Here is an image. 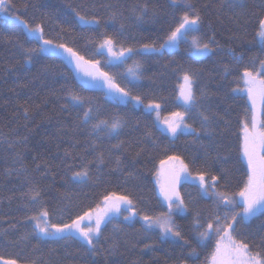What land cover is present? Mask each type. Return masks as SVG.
I'll list each match as a JSON object with an SVG mask.
<instances>
[{
  "label": "trees",
  "instance_id": "trees-1",
  "mask_svg": "<svg viewBox=\"0 0 264 264\" xmlns=\"http://www.w3.org/2000/svg\"><path fill=\"white\" fill-rule=\"evenodd\" d=\"M13 3L11 13L31 27L41 25L44 39L72 47L86 60H99L101 69L121 84L128 79L127 69L138 63L141 78L134 83L133 94L141 95L143 104L159 103L162 116L185 110L177 103L178 84L182 69H191L196 73L198 106L185 117L196 132L171 139L142 107L116 103L99 89L83 87L56 56L29 52L39 43L19 24L0 16V256L20 257L19 264H205L211 245L197 247L193 218L198 214L206 226L223 211L212 196H202L197 185L183 180L178 191L188 211L173 215L181 238L165 239L159 230L146 229L138 218L126 221L125 211L103 228L95 255L74 240L21 237L33 231L30 218L42 209L48 211L50 223L62 224L88 206L96 207L111 192L128 195L139 217L166 213L154 176L167 155H179L193 175L201 169L207 171V179L227 173L226 186L221 180L217 190L229 195L238 191L246 171L240 154L241 122L246 117L249 122L250 108L236 89L241 87L244 70L258 72L264 60V46L256 36L264 0H237L236 7L229 6L231 0H191L201 14L199 31L192 35L212 49L202 58L190 54L187 40L173 51H138L144 44L158 48L179 23L183 6H173L171 0ZM73 9L89 18L95 15L99 26L80 24ZM105 36H112L117 48L131 47L135 54L123 64L105 63L106 56L98 51ZM69 90L85 98L84 107L91 99V106L98 110L93 113L95 119L121 117L119 132L94 130L95 119L83 123L84 109L72 104ZM203 116L209 118L206 130H202ZM117 144L119 148L114 147ZM85 168L88 180H74L73 174ZM34 191L40 194L35 202ZM235 235L250 244L253 254L262 251L264 214L236 224ZM193 248L195 257L190 256Z\"/></svg>",
  "mask_w": 264,
  "mask_h": 264
},
{
  "label": "snow or ice",
  "instance_id": "snow-or-ice-1",
  "mask_svg": "<svg viewBox=\"0 0 264 264\" xmlns=\"http://www.w3.org/2000/svg\"><path fill=\"white\" fill-rule=\"evenodd\" d=\"M171 2L173 6H183L184 10L179 17V23L169 31L164 42L158 48L154 44H144L141 46L140 51L161 52L165 48H175L181 38L199 31L201 14L195 5L191 3V0H171ZM229 6L236 7L237 0H231ZM24 7L27 8V4ZM13 8H15L13 0H0V13L5 15V19L18 21L24 26L29 36L41 41L39 48L30 49L29 52L57 53L62 49L63 53L67 54L66 58L69 63L74 65L77 72H83L84 76L89 78L81 81L83 87L102 88L105 90L104 95L116 103H128L129 101L137 105L142 103L141 95L133 94L134 83L141 78L138 63L127 69L128 79L125 84H121L114 75L101 69L99 60H86L83 55H80L72 47L64 43L54 44L52 40L44 39L41 25L29 26L26 21L11 13L10 10ZM73 11L82 25L95 24L99 26L100 20L95 15L89 18L86 15H81L76 9H73ZM142 11L147 12L146 5ZM256 36L259 38L261 45L264 46V17L259 19ZM192 46L198 56H206L212 52L209 43H201L195 35H192ZM98 50L107 52L105 63L109 64L113 62L123 64L135 54V50L131 47L120 46L117 48V42L112 36H105L98 45ZM259 63L258 72L244 70L243 82L245 87L240 89V91H246L248 102L251 105V123L249 124L247 117L241 122L243 135L240 142V154L246 163V171L242 173L241 179L238 181V191L229 195L226 191L217 190V185L221 180L225 181L226 186L229 179L227 173L222 176L212 175L211 183H209L206 179L208 175L206 170L201 169L196 175H193L189 170V165L179 155H167L165 159L160 160V168L155 175L157 176L156 183L167 204L168 211L157 217L149 215L141 217L146 229L156 227L159 228L162 236L181 238V232L175 225L172 216L174 213L183 214L187 212L188 207L177 190V184L182 180L191 181L193 184L198 182L201 195L205 197L212 196L217 208L223 211V215L217 214L209 220L206 226L200 222L198 214L193 218L192 223L198 240L197 247L202 244L205 247L211 245V251L205 260V264H264V239H262L260 245L262 251L253 254L250 244L238 239L235 235L236 224L246 221L258 213L264 214V60H260ZM86 67L94 69V71H88ZM225 71H227V68ZM182 72L179 97L183 101L185 110L172 112L169 117L160 121L164 125L165 132L173 138H176L181 131L196 132L195 128L185 123L188 112L198 106V97L194 89L196 73L191 69H182ZM68 97L73 105L84 109L83 123L88 124L95 119L93 113L98 110L93 109L90 98L87 100L88 107H84L86 100L81 95L69 90ZM160 107L161 105L155 101H150L144 105L146 111L158 110ZM248 111L249 109L246 108V112ZM27 114L28 109H25V116ZM208 119V116H203L202 130H206ZM157 120L159 121L158 111ZM122 125L123 121L119 116H115L111 121L95 119V122L91 123L94 130L106 128L109 130L110 135L118 133ZM147 135H151V133H147ZM114 147L119 148L120 144L114 145ZM117 163H119V160ZM161 177L165 179L162 181ZM88 178L86 168L73 174V179L81 183L88 180ZM39 195V191H34L31 193V199L35 202ZM125 210L132 211L133 216L136 215L132 209V200L129 196L115 192L103 196V206L100 204H97L96 207L88 206L81 213H78L75 218L70 219V222L62 224L50 223L48 211L42 209L37 215L30 218L35 222L33 231L21 237V239L27 240L29 236H35L37 239L74 240L80 243L81 246H86V251L95 255L96 243L103 233V228ZM131 218L130 216H124L126 221ZM213 240L214 245L212 244ZM7 243L17 244L19 241H7ZM187 243L188 241L185 240V244ZM190 256H196V248L192 249ZM19 261L20 257L4 258L0 256V264H19ZM31 264H36V262L32 261Z\"/></svg>",
  "mask_w": 264,
  "mask_h": 264
},
{
  "label": "rangeland",
  "instance_id": "rangeland-1",
  "mask_svg": "<svg viewBox=\"0 0 264 264\" xmlns=\"http://www.w3.org/2000/svg\"><path fill=\"white\" fill-rule=\"evenodd\" d=\"M0 16H1L2 18L5 19V15H4L3 13H0ZM6 20L19 24V25L24 29L26 35H27L29 38L36 40V41L39 43V46H41V41H40L39 39H36V38H33V37L29 36V35L27 34L26 29L24 28V26H23L21 23H19V22L16 21V20H12V19H6ZM78 21H79V20H78ZM80 24H81V23H80ZM92 25H95V24H92ZM182 40H187V41L190 42V45H191V46H190V54H191L193 57H197V58L205 57V56H198V55L195 54L194 49H193V46H192V38H191V37L189 38L188 36H187V37H183V38H181V39L179 40V42H178V44H177V46H176L175 48H171V49H169V48H165V49L162 50V51H165V50H167V51L177 50L178 47H179V43H180ZM258 41H259V38H258ZM259 42H260V41H259ZM140 49H141V48H140ZM140 49H139L138 51H140ZM98 51H99V53L105 55L106 58H107V52H106L105 50H98ZM140 52H142V51H140ZM143 53H153V52H143ZM42 54L53 55V56H56V57H58L59 59H61V60H62V61H63V62H64V63H65V64H66L71 70H72V72H73V74L75 75L76 79H77L80 83H81L82 80H87V79H89L88 77L84 76L83 72H77V70L75 69L74 65H72V64L69 63L68 59L66 58L67 54H64L62 49L59 50L57 53L43 52ZM206 56H207V55H206ZM112 64H116V62H113ZM86 70H88V71H94V69L87 68V67H86ZM241 82H242L241 87H239V88L236 89V93H238V94L244 96V97L246 98L247 102H248L246 91H240V89H244V87H245V86H244V82H243V73H242V77H241ZM181 83H182V79L180 78V81H179V84H178L177 103H178L182 108H184L183 101H182V100L180 99V97H179V85H180ZM93 89H99V90H101L103 93H104V91H105L104 89H102V88H98V87H97V88H93ZM107 98H108V97H107ZM108 99H109V98H108ZM110 100H111V99H110ZM112 101H113V100H112ZM129 102L132 103V104H133L134 106H136V107H142V109H143L144 111H146L145 108H144V105H146V104L141 103L140 105H137V104H135V103L132 102V101H129ZM129 102H128V103H129ZM122 104H125V103H122ZM248 104H249V108L251 109V105H250L249 102H248ZM157 111L159 112V121L157 120ZM146 112H149V113L152 114V116H153V118H154V121H155L156 125L158 126V128H159L163 133H165L169 138L174 139L173 137L169 136V135L165 132V130H164V125L160 123V121H163L166 117H169L171 114H169V115H165V116H162V115L160 114V108H159L158 110H154V111H146ZM250 123H251V113H250L249 124H250ZM181 133H187V132H183V131H181L179 134H181ZM242 135H243V134H242V131H241V137H242ZM244 163H245V162H244ZM245 165H246V163H245ZM159 168H160V164H158V168H157V170H158ZM156 172H157V171H156ZM160 179L163 181L165 178H164V177H161ZM206 179H207V178H206ZM207 180H208L209 183H211V179H207ZM156 181H157V176L155 175V176H154V183H155V185H156L157 193H158L159 197L161 198V201H162L163 204L165 205L166 210L168 211L167 204H166V202L164 201L162 195L160 194V188H159V186L157 185ZM183 181H185V180H183ZM186 182L192 183L191 181H186ZM179 184H180V183H179ZM179 184H177V190H178V185H179ZM192 184H193V183H192ZM195 185L198 186V182H197ZM204 197H205V196H204ZM209 197H211V196H208V197H206V198H209ZM100 205L103 206V200L100 202ZM125 212H127L126 216H130V217H132L130 220H133V219H135V218H138V219L141 221V223L144 225V222L142 221L141 217H139L137 214L133 216V212H132V211H127V210H125ZM174 214H177V213H174ZM174 214H173V215H174ZM258 214H259V213H258ZM253 217H254V216H253ZM251 218H252V217H251ZM251 218H249V219L246 220L245 222L249 221ZM172 219H173V216H172ZM32 222H33V225H34L35 222H34V221H32ZM85 223H87V221H85ZM151 229L159 230V228H156V227H153V228H151ZM161 236H162V235H161ZM162 237L165 238V239H175V238H176V237H171V236H167V237L162 236Z\"/></svg>",
  "mask_w": 264,
  "mask_h": 264
}]
</instances>
